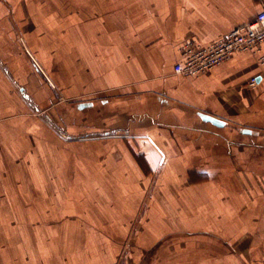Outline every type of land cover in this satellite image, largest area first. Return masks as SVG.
Instances as JSON below:
<instances>
[{
	"label": "crops",
	"instance_id": "0c3cea01",
	"mask_svg": "<svg viewBox=\"0 0 264 264\" xmlns=\"http://www.w3.org/2000/svg\"><path fill=\"white\" fill-rule=\"evenodd\" d=\"M263 9L264 0H0V221L76 212L88 241L75 244L78 229L53 236L48 224L43 247L74 248L80 259L88 245L100 258V248H121L154 178V211L170 218L160 230L178 228L179 205L209 227L217 191L234 184L248 194L264 169V42L200 75L173 67L185 42L209 44ZM90 95L116 98L132 117L124 135L102 133L120 143L102 173L74 160L81 141L54 127L56 113L74 104L79 115L78 99Z\"/></svg>",
	"mask_w": 264,
	"mask_h": 264
},
{
	"label": "rangeland",
	"instance_id": "374dc122",
	"mask_svg": "<svg viewBox=\"0 0 264 264\" xmlns=\"http://www.w3.org/2000/svg\"><path fill=\"white\" fill-rule=\"evenodd\" d=\"M98 96L90 95L78 99L77 102L88 100L94 105L92 108L82 109L77 116L74 104H68L66 114L62 111L56 113L54 127L61 128L64 134L66 131L68 139L72 137L81 141L78 143L82 151L72 154L75 155L74 160L78 159L79 154L85 163L90 165L93 163L101 167L99 172L102 173L107 160L113 161L110 157L113 148L110 146L120 144L116 142L118 139H112L114 140L112 142L103 138L102 133L124 135L128 119L132 117L125 113L122 104L116 98ZM102 101L107 102L102 103ZM124 140L122 139L126 142ZM159 151L161 153V150ZM147 170L148 174L155 171ZM257 170L260 181L250 186L248 194L234 184L228 186V190L221 194L217 191L215 196L220 197L219 200L214 201H217L219 208L215 210V216L205 218V220L209 218L205 221L209 227L192 225L191 214L183 215L184 211L179 212L180 205L176 207L178 219L174 218L176 216L174 214L169 215L173 218V225L176 224L175 226L178 227L175 231H165L164 228L160 230V224L170 218L161 219L156 216L155 186L152 178L150 181L152 183L147 186V195L143 196L140 202L141 211L136 213L133 220L131 219L129 233L118 235L122 237L121 248L118 250L100 248V258L91 255L88 245L87 249L83 247L78 249L80 259L79 253L75 254L74 248L43 247L42 235L46 233L44 231L47 230L48 224L57 231L52 233L53 236L64 235L66 231L70 233L72 229L75 231L78 229V232L73 233L72 240H75V244L76 240L83 243L88 241L84 232L79 233L81 221L79 222L76 212L61 215L55 220L51 218L50 221L49 218L43 221L44 218L33 217L31 223L27 222L28 224L3 218L2 222L0 221V264H60L58 261L61 259V253L66 257L63 261L71 257L70 260L73 259L80 264H86L87 261H89L87 264H111L112 260H114L113 264H264V169ZM158 171L160 170H156ZM188 171L193 177L203 176V173L208 172L194 169ZM231 180L234 181L233 177ZM181 189L182 187L180 191ZM201 218L204 219L202 216ZM197 220L202 224L201 219ZM151 227L159 230L155 233L149 232L147 228ZM102 235L111 238V234ZM91 259L93 260L90 261Z\"/></svg>",
	"mask_w": 264,
	"mask_h": 264
},
{
	"label": "built area",
	"instance_id": "2783aa9c",
	"mask_svg": "<svg viewBox=\"0 0 264 264\" xmlns=\"http://www.w3.org/2000/svg\"><path fill=\"white\" fill-rule=\"evenodd\" d=\"M264 42V9L247 23L230 30L224 36L206 44L187 41L180 49V61L174 64V73L196 76L206 73L239 52H254ZM261 63L264 58H260ZM256 79L250 80L255 85Z\"/></svg>",
	"mask_w": 264,
	"mask_h": 264
},
{
	"label": "water",
	"instance_id": "95a60500",
	"mask_svg": "<svg viewBox=\"0 0 264 264\" xmlns=\"http://www.w3.org/2000/svg\"><path fill=\"white\" fill-rule=\"evenodd\" d=\"M91 106V104L90 103H79L78 104V108L79 109H84V108H86V107H90ZM202 117V119L203 120H205V121H209V122H211V123H213V124H215V125H217V126H222L223 125V122L222 121H219L218 119H216V118H213V117H210V116H207V115H202L201 116ZM244 132H249L248 130H244Z\"/></svg>",
	"mask_w": 264,
	"mask_h": 264
}]
</instances>
